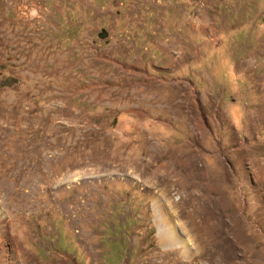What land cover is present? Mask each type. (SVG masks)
Segmentation results:
<instances>
[{
  "label": "rangeland",
  "instance_id": "1",
  "mask_svg": "<svg viewBox=\"0 0 264 264\" xmlns=\"http://www.w3.org/2000/svg\"><path fill=\"white\" fill-rule=\"evenodd\" d=\"M0 264H264V0H0Z\"/></svg>",
  "mask_w": 264,
  "mask_h": 264
},
{
  "label": "water",
  "instance_id": "2",
  "mask_svg": "<svg viewBox=\"0 0 264 264\" xmlns=\"http://www.w3.org/2000/svg\"><path fill=\"white\" fill-rule=\"evenodd\" d=\"M102 36V35H101Z\"/></svg>",
  "mask_w": 264,
  "mask_h": 264
}]
</instances>
